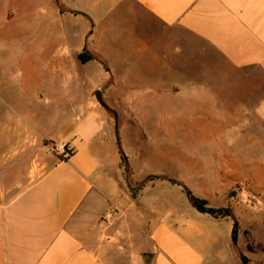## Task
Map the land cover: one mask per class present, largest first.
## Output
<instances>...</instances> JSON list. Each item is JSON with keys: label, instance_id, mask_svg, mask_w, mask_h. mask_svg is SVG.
I'll return each mask as SVG.
<instances>
[{"label": "crops", "instance_id": "1", "mask_svg": "<svg viewBox=\"0 0 264 264\" xmlns=\"http://www.w3.org/2000/svg\"><path fill=\"white\" fill-rule=\"evenodd\" d=\"M0 5L1 26L13 14ZM41 5L43 80L18 96L0 84V173L25 160L22 180L0 181V264H264V0ZM46 101L53 113L34 116ZM121 152L138 179L176 182L132 195ZM184 187L231 208L236 244L233 220Z\"/></svg>", "mask_w": 264, "mask_h": 264}, {"label": "rangeland", "instance_id": "2", "mask_svg": "<svg viewBox=\"0 0 264 264\" xmlns=\"http://www.w3.org/2000/svg\"><path fill=\"white\" fill-rule=\"evenodd\" d=\"M9 1L8 10L13 15L8 22H4L0 26V56L2 58L0 61V84L12 87L18 96L23 90L28 92L33 90L34 86L43 80V77L40 76L43 64L41 52L43 11L41 0ZM2 10H4V7L0 5V11ZM29 74H32V77ZM243 80L244 82L242 83L249 84L247 78L243 77ZM255 81L257 84L264 83V76L256 77ZM53 111L54 109L47 104V101L42 103L33 102L32 112L38 118L48 117ZM112 137L113 130H109L105 136L107 144L110 140L112 141ZM47 146L51 152L57 153L54 143ZM43 147H46V145L43 146L42 142L38 145L34 144L32 159L35 167H40V162L44 157ZM26 159L28 161V157ZM24 161V158H22L20 160L21 164L16 162L12 167L7 164L2 167V171H4L0 173V181L5 186L22 180L25 170ZM119 167L121 182L128 187L132 195L140 194L145 185H149L156 180H167V178H170L168 175H147L138 179L130 167L125 171L123 160H121ZM232 192L234 191L230 190L229 194H232ZM108 218L105 214L103 215V219L107 220ZM244 235V239L247 240V246L249 245V248L253 249L254 242L249 239L248 232L245 231ZM242 239L241 237V243Z\"/></svg>", "mask_w": 264, "mask_h": 264}, {"label": "trees", "instance_id": "3", "mask_svg": "<svg viewBox=\"0 0 264 264\" xmlns=\"http://www.w3.org/2000/svg\"><path fill=\"white\" fill-rule=\"evenodd\" d=\"M79 57L82 61H85L86 59L90 58L91 55L85 56L84 54H80ZM66 148H69L66 151V153H67L66 156H64V157L59 156L60 159H67L73 153V149L71 147L66 145ZM122 160L124 161L125 171H127L129 166L126 164L123 153H122ZM167 180H169L173 183L176 182L174 179H171V178H167ZM141 185H143V184H141ZM184 191H185L190 203L192 204V206L195 207L198 211L203 212V213H208L215 218L230 217L233 220L232 241L234 244H236L237 243V233H238L239 224H238V221H237L236 217L234 216L231 208L230 207H212L208 204L206 199L196 196L188 188L184 187ZM248 248H249V245H248ZM242 259L245 261L246 258H244L242 256Z\"/></svg>", "mask_w": 264, "mask_h": 264}, {"label": "built area", "instance_id": "4", "mask_svg": "<svg viewBox=\"0 0 264 264\" xmlns=\"http://www.w3.org/2000/svg\"><path fill=\"white\" fill-rule=\"evenodd\" d=\"M67 149H69V148H66V145L63 144V143H57V144H55V150H56V152H57V154L59 156H63V157L66 156ZM105 216L107 218L110 217V212L108 211L107 213H105Z\"/></svg>", "mask_w": 264, "mask_h": 264}, {"label": "water", "instance_id": "5", "mask_svg": "<svg viewBox=\"0 0 264 264\" xmlns=\"http://www.w3.org/2000/svg\"><path fill=\"white\" fill-rule=\"evenodd\" d=\"M97 95L100 96V92H99V91L97 92ZM143 257H144V259H145L146 261H148V259H149L148 254H143Z\"/></svg>", "mask_w": 264, "mask_h": 264}]
</instances>
